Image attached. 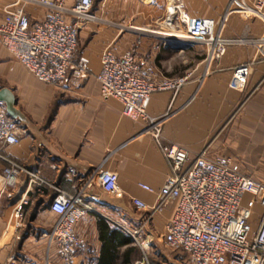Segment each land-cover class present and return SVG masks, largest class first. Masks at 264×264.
Returning <instances> with one entry per match:
<instances>
[{
	"label": "crops",
	"instance_id": "obj_1",
	"mask_svg": "<svg viewBox=\"0 0 264 264\" xmlns=\"http://www.w3.org/2000/svg\"><path fill=\"white\" fill-rule=\"evenodd\" d=\"M226 1L182 0L190 16L216 21L217 33L223 37L264 36V20L252 14L226 15ZM11 2L0 0V25L3 8ZM71 3L66 0L67 5ZM171 4L172 0H93L98 21L81 27L77 39V55L88 59L91 75L77 87L59 89L38 81L0 42V87L12 91L27 128L17 144L1 151L23 171L11 196L0 194V264H9L10 257L17 264H63L50 238L41 235L57 222L47 204L56 188L71 195L81 191L93 209L75 224L76 233L87 242L78 251L77 264H97L101 220L128 235L126 230L147 214L135 211L129 199L138 198L149 206L156 202L154 194L139 187L146 184L158 190L170 173V161L152 136L153 126L124 116L120 103L102 96L93 77L104 53L119 56L136 39L137 55L148 66L165 77L187 76L176 94L162 91L150 96L147 112L162 122L160 142L184 148L189 159L202 151L209 158L230 157L249 175L250 168L264 167V48L229 46L214 60L202 46L173 42L162 35L170 33L164 19ZM24 8L31 24L40 23L46 15L44 8L31 3ZM241 64L248 66V74L235 86L233 68ZM0 107L5 110L2 103ZM5 164L0 158V172ZM95 169L116 173L120 197L84 186ZM30 173L48 184L41 193L34 191ZM240 208L250 214L255 229L261 207L245 194ZM173 209V203L167 204L146 225V253L152 264H172L175 259V252L162 243ZM125 248L117 247L114 264H134L140 259L133 256L122 263Z\"/></svg>",
	"mask_w": 264,
	"mask_h": 264
},
{
	"label": "built area",
	"instance_id": "obj_2",
	"mask_svg": "<svg viewBox=\"0 0 264 264\" xmlns=\"http://www.w3.org/2000/svg\"><path fill=\"white\" fill-rule=\"evenodd\" d=\"M31 3L46 10L44 19L31 24L25 5ZM93 0H12L3 8L0 42L29 74L38 81L59 89L77 87L91 75L89 61L77 55V39L81 27L98 21L93 12ZM244 13L264 20V0H227L224 14ZM173 42H186L208 50L218 60L229 46L264 48V36L227 38L219 35L217 22L190 16L182 0H172L164 19ZM116 26H119L116 24ZM161 34V33H160ZM135 44L119 56L111 52L100 58V68L93 77L102 96L113 98L121 105V113L131 119H142L153 126L152 136L163 156L170 161V173L162 186L154 190L139 184L157 200L149 206L138 198H130L135 211L147 214L126 230L132 243L142 249L141 258L134 264H150L146 240L140 242L152 214L169 203L174 204L172 216L164 225V246L175 252L172 264H264V183L243 173L230 157L209 158L205 152L189 159L187 151L175 144L164 146L159 140L162 122L150 116L147 106L156 92L176 94L187 76L165 77L138 57ZM248 74V66L233 68V84L241 83ZM27 133L24 123L8 117L0 107V158L6 164L0 172V194L10 197L18 175L23 168L1 154L2 148L17 144ZM134 137L127 140L130 142ZM35 192L48 185L36 174ZM84 186H95L102 193L120 197L121 190L114 172L95 169L84 181ZM249 194L261 207L255 229L250 214L240 208L243 195ZM48 209L57 216V222L41 235L51 240L55 256L63 264H77L78 251L87 242L75 231V224L86 213L93 211L81 191L71 195L58 188L47 200ZM9 264H17L13 257Z\"/></svg>",
	"mask_w": 264,
	"mask_h": 264
},
{
	"label": "trees",
	"instance_id": "obj_3",
	"mask_svg": "<svg viewBox=\"0 0 264 264\" xmlns=\"http://www.w3.org/2000/svg\"><path fill=\"white\" fill-rule=\"evenodd\" d=\"M99 238L102 241L100 255L97 264H114L116 260L117 247H126L122 254V263H127L134 256L140 258L141 252L137 251L136 246H129L132 242L126 232L121 231L106 221L99 222ZM138 255V256H137ZM149 259V257H148ZM150 263L152 262L149 259ZM152 264V263H151Z\"/></svg>",
	"mask_w": 264,
	"mask_h": 264
},
{
	"label": "water",
	"instance_id": "obj_4",
	"mask_svg": "<svg viewBox=\"0 0 264 264\" xmlns=\"http://www.w3.org/2000/svg\"><path fill=\"white\" fill-rule=\"evenodd\" d=\"M0 103L4 105L8 117L24 122L23 115L15 106V97L10 89L0 87Z\"/></svg>",
	"mask_w": 264,
	"mask_h": 264
},
{
	"label": "rangeland",
	"instance_id": "obj_5",
	"mask_svg": "<svg viewBox=\"0 0 264 264\" xmlns=\"http://www.w3.org/2000/svg\"><path fill=\"white\" fill-rule=\"evenodd\" d=\"M194 45V44H193ZM194 46H199V45H194ZM171 78V77H170ZM251 172V176H253L255 179H257L258 181H260V182H262V183H264V167H260V166H257V167H253V168H250L249 169ZM138 240L140 241V242H142V241H144V240H146L145 239V236L144 235H140L139 236V238H138ZM136 246V245H135ZM135 248H137V249H139L140 250V252H141V255L140 256H142V249H140V247H138V246H136ZM141 258V257H140Z\"/></svg>",
	"mask_w": 264,
	"mask_h": 264
}]
</instances>
